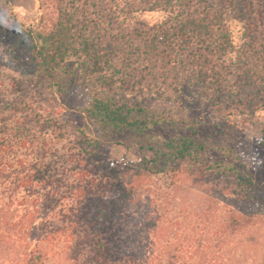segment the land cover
Masks as SVG:
<instances>
[{
    "label": "rangeland",
    "instance_id": "374dc122",
    "mask_svg": "<svg viewBox=\"0 0 264 264\" xmlns=\"http://www.w3.org/2000/svg\"><path fill=\"white\" fill-rule=\"evenodd\" d=\"M150 1L80 0L83 11L98 19L107 35L124 33L125 43L133 41L136 29L156 30L168 20L169 12L159 5L153 10L143 8ZM184 1L190 8L201 9L216 0ZM40 2L14 0L7 11L27 24L38 18ZM246 2L254 17L248 38L253 36L264 43V0ZM25 56L26 48L16 41L11 28H0V106L29 108L0 114V235L4 236L0 264H21L20 252L29 240V249L39 242L48 264H94L90 261L94 247L91 236L101 227L100 220H105V214L100 213L104 203L96 202L103 180L115 165L137 163L141 152L149 153L146 145L185 132L189 122L198 126V139L207 144L211 155L239 159L254 170L258 182H264V147L260 144L264 105L261 101L252 106L244 99L239 102L242 94L231 89L233 77L227 81L231 97H226L218 95L212 84L194 86L184 82L181 87L175 68L165 72L169 69L165 60L148 65L142 60L132 59L129 63L115 59L113 63L125 71L123 77L131 85L128 90L118 89V96L149 106L161 122L143 136L132 137L126 132L119 140L105 139L95 150L87 137L97 136V130L79 110L89 101L85 83L74 74L64 94L44 83L35 86L21 73L17 58L24 60ZM13 62L14 66L10 64ZM34 114L39 115L40 122L51 119L61 127L49 126L44 132ZM142 183L126 215L129 219V215L144 212L150 217L143 233L146 242L153 236L152 228L161 223L170 229V242L177 238L181 241L184 235V241L194 240L199 216L228 215V207L234 205L239 192L230 175L180 176L175 182L150 176ZM111 199L104 201L110 204ZM78 201H83V208L77 213L72 207ZM234 207L237 209V205ZM255 209V224L238 236L242 240L238 251L244 252L240 257L243 264L253 263L252 253L259 254L257 264H264V202ZM135 228L138 233L139 227ZM87 232L91 236L79 244V237ZM251 235H257L256 244L250 243Z\"/></svg>",
    "mask_w": 264,
    "mask_h": 264
},
{
    "label": "trees",
    "instance_id": "16d2710c",
    "mask_svg": "<svg viewBox=\"0 0 264 264\" xmlns=\"http://www.w3.org/2000/svg\"><path fill=\"white\" fill-rule=\"evenodd\" d=\"M13 1L0 0V28L9 26L16 41L26 48L25 59L17 58L21 61L23 77L35 86L44 83L61 94L67 91L74 74L85 83L89 101L79 110L97 130V136L87 137L95 150L105 139L119 140L126 132L132 137L143 136L161 122L149 106L118 96L119 90H128L131 85L123 77L125 71L113 63L115 59L129 63L132 59L142 60L148 65L165 60L169 69L164 71L175 68L181 87L184 82L194 86L212 84L220 96L231 97V91L236 90L242 94L239 102L244 99L252 106L253 102L261 101L264 105V43L257 42L253 36L248 38L254 17L246 0L210 1L201 9L190 8L184 0H175L176 3L152 0L143 8L153 10L159 5L169 12L168 20L156 30L136 29L131 43H125L124 33L107 35L100 21L83 11L80 0H41L38 18L27 24L8 13ZM235 31L240 34L236 35ZM229 77H233L232 90L227 85ZM19 110L29 108L17 104L0 106V114ZM34 118L44 132L49 126L61 127L51 119L40 122L37 114ZM198 133L194 121L189 122L185 132L146 145L149 153L141 152L137 163H119L112 168V173L100 183V195L96 198L97 203H104L100 213L105 214V220H100L101 227L92 236L87 232L78 241L80 244L87 236L94 239L90 261L94 264H243L240 257L244 252L238 251L242 240L238 236L256 222L253 214L256 206L264 202V182H258L254 170L239 159L211 155L207 144L198 139ZM260 144L264 147V129ZM208 175H230L238 187V197L228 207V215H200L192 234L194 240L184 241V235L181 241L177 238L170 242L167 239L170 229L161 223L152 228V238L144 241L143 233L150 217L143 215L144 212L129 215V219L126 215L142 180L163 176L175 182L180 176ZM108 198H112L110 204L104 201ZM221 198L230 201L225 194ZM78 202L72 207L77 213L83 208V201ZM135 226L139 227L138 233ZM3 240L4 236L0 235V251ZM249 240L256 244L257 235H251ZM38 243L35 241L30 249V240L23 245L21 264H48L46 252ZM252 255L250 264H257L259 254Z\"/></svg>",
    "mask_w": 264,
    "mask_h": 264
}]
</instances>
